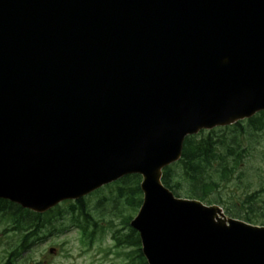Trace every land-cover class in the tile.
Listing matches in <instances>:
<instances>
[{"label": "water", "instance_id": "water-1", "mask_svg": "<svg viewBox=\"0 0 264 264\" xmlns=\"http://www.w3.org/2000/svg\"><path fill=\"white\" fill-rule=\"evenodd\" d=\"M260 112L264 0H0V199L141 175L149 264H264V227L162 184L186 137Z\"/></svg>", "mask_w": 264, "mask_h": 264}, {"label": "trees", "instance_id": "trees-1", "mask_svg": "<svg viewBox=\"0 0 264 264\" xmlns=\"http://www.w3.org/2000/svg\"><path fill=\"white\" fill-rule=\"evenodd\" d=\"M246 124V126H244ZM229 131H232L231 134ZM223 132L224 135L217 133ZM264 133V113L245 122L210 132L206 137H188L182 160L164 170L163 184L178 197L199 199L206 204H223L226 213L255 225L264 226V181L256 188L246 178L242 170L245 158L251 156V143H245L244 137H254L257 133ZM239 172V177H235ZM141 178L128 176L110 186V195L102 199L110 203L126 202L133 208L135 214L142 205ZM256 184V182H255ZM228 187H243L241 194L230 196L224 201L221 192ZM252 187L255 188L251 191ZM108 189V188H107ZM102 191L98 192L100 194ZM216 193L218 197L213 196ZM108 198V199H107ZM86 200L76 203L66 202L46 214H34L23 210L9 202L0 200V229L4 233L14 232L18 243L11 249L10 256L18 258L20 253L26 252L32 240L44 229L52 224V220H65L77 225L89 241L100 227L103 217L94 216ZM243 201V208L238 205ZM132 216L126 217L128 234L115 230L112 240L116 248H133L136 256L135 264H147L141 252L139 234L130 228Z\"/></svg>", "mask_w": 264, "mask_h": 264}, {"label": "rangeland", "instance_id": "rangeland-1", "mask_svg": "<svg viewBox=\"0 0 264 264\" xmlns=\"http://www.w3.org/2000/svg\"><path fill=\"white\" fill-rule=\"evenodd\" d=\"M246 126V124L244 125ZM232 131H229L231 134ZM218 135L225 133L219 132ZM208 132H204L199 139L206 137ZM245 143L250 142L251 156L245 158L242 170L246 178L251 181L255 188L264 181V133H257L254 137H244ZM235 177H239V172ZM256 182V184H255ZM252 187L251 191L255 190ZM243 187H228L223 189L221 196L224 201H229L230 196L241 194ZM213 196H217L213 193ZM111 198L110 189H105L102 193L86 199V204L94 216L103 217L100 227L92 241L83 236L78 226L73 225L69 218L65 220H52V224L44 229L37 238L34 239L27 252L20 253L18 258L11 257V249L18 243V237L14 232L0 236V264H135L136 256L133 248H116L112 240L115 230H121L123 235L128 234L126 217L136 215L133 208L126 202L110 203L102 199ZM107 198V199H108ZM238 205L243 208V201ZM224 210V207L221 206ZM101 214V215H100ZM4 231L0 229V233ZM57 250L56 254H50L49 249Z\"/></svg>", "mask_w": 264, "mask_h": 264}]
</instances>
